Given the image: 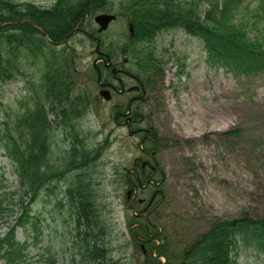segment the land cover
Here are the masks:
<instances>
[{
    "label": "rangeland",
    "instance_id": "374dc122",
    "mask_svg": "<svg viewBox=\"0 0 264 264\" xmlns=\"http://www.w3.org/2000/svg\"><path fill=\"white\" fill-rule=\"evenodd\" d=\"M13 1L49 7L55 0ZM129 1L109 0L108 10L103 13L116 19L106 31L95 34L97 26L92 19L96 14L87 16L78 32L75 30L77 34L67 41V48L75 53L77 92L82 94L83 101L90 102L72 125L84 145L100 155L85 175L93 183L100 222L106 228L103 242L109 257L119 264H145L146 259L152 264L151 258L154 264H165L167 256L171 264V256L205 233L216 220L237 219L242 214L264 218V75L245 79L211 67L197 39L175 30L158 34L148 48L147 52L151 49L162 63V78L149 82L134 60L141 47L133 48L129 43L132 30L122 15ZM261 30L264 34V27ZM95 37L99 39L98 49L104 61V67L98 65L100 74L93 71L97 61ZM111 64L114 68H110ZM107 70L126 72L129 77L121 74L120 79L127 88L136 85L133 78L141 85L136 94L139 100L131 110L143 120L133 129L151 130L158 139L153 158L159 172L153 173V179L164 181L161 192L155 195L149 221L153 230L161 231V240L144 242V252L134 235L139 233L135 228L141 222L134 214L142 210L139 203L147 202L155 188L150 184L146 190H138L133 199L127 184L129 179L133 180L132 169L140 172L144 161L153 165L145 153L152 151V145L149 139L142 141V133L129 132L126 125L115 122L117 106L124 104L125 111L127 100L111 93V100L101 98L98 77L102 82H111ZM30 79L0 88V102L5 108L13 111L16 101L27 95L24 83ZM32 81H37L36 74ZM56 134L58 152L54 157L58 160L72 141L69 137L65 141L60 132ZM11 172L10 163L0 150V173L4 174L9 191H14L16 180ZM148 172L151 171L146 169L144 173ZM146 178H142L141 184ZM62 204L55 210L47 199H41L33 207L39 215L41 235L38 242L27 243L31 263L43 264L44 251L49 249L55 264H80L75 217L69 215L67 204ZM15 212L16 208L12 221ZM11 220L5 217L0 222L1 235L12 224ZM16 238L22 242L26 237L17 230ZM148 252L152 253L151 258H147ZM232 258L236 264H264L261 255L242 246L237 247Z\"/></svg>",
    "mask_w": 264,
    "mask_h": 264
},
{
    "label": "trees",
    "instance_id": "16d2710c",
    "mask_svg": "<svg viewBox=\"0 0 264 264\" xmlns=\"http://www.w3.org/2000/svg\"><path fill=\"white\" fill-rule=\"evenodd\" d=\"M108 3L55 0L41 7L0 0V88L31 78L24 83L27 95L16 101L13 111L0 102V149L16 180L15 190L9 191L4 174L0 175V222L5 217L10 221L16 208L12 224L0 234L2 264H33L27 243L38 242L41 235L39 215L33 211L41 199L55 210L65 202L69 215L75 217L80 264H119L109 257L103 242L106 228L100 222L93 183L85 175L100 155L84 145L72 125L90 102L77 92L74 50L62 44L87 16L106 12ZM123 10L132 30L129 43L141 47L134 60L149 82L162 78V63L147 50L158 34L175 30L197 39L211 67L245 79L264 75V0H130ZM58 132L72 143L56 160ZM17 230L26 237L24 241L17 240ZM238 246L254 250L264 261V218L242 214L216 220L169 259L171 264H236L232 254ZM43 264H55L49 249L44 251Z\"/></svg>",
    "mask_w": 264,
    "mask_h": 264
},
{
    "label": "flooded vegetation",
    "instance_id": "af4514ba",
    "mask_svg": "<svg viewBox=\"0 0 264 264\" xmlns=\"http://www.w3.org/2000/svg\"><path fill=\"white\" fill-rule=\"evenodd\" d=\"M96 56H97L96 60H98V59L102 60V58H103L102 54H100L99 51L96 53ZM98 65H102L103 66L102 61H97V65H96L97 69H98ZM98 70H97V72H98V74H100V72ZM108 72H109V75L112 77L111 79L113 81L111 80V82H107V81H103L102 82L101 81V77L100 78L98 77L99 78V82L97 84H98V87H99V91L101 89H106V90L109 91V93H111V95H115L116 94L118 96V98H125L127 100V103H126V106H125V108H126L125 111H122L123 107H124V104L123 105L121 104V105L117 106V110H116V112L114 114L115 122L117 124H119V125H126L127 130L129 132H134V133L140 132V133H142L143 134V137H142V141L143 142H146L147 139L151 138L152 141L156 144L157 143L156 136L153 133V131H151V130L147 131V130H144V128L141 129L139 127H138V129H135V130L133 129L134 125H136V124L141 122V119L138 118V114L135 113V111L131 110L133 104L136 103L139 100V96H136V94H138L140 89H142L141 85L133 78V80L136 82V85L127 88V87H125L124 84H122L121 79H120L121 74H125L126 76L129 77V75L126 72L121 71V70L116 71V72L114 70H109ZM105 80H110V79L105 78ZM111 95H110V100L112 98ZM148 133H152L151 136H149ZM145 153H146V155L148 157H150L152 159L153 165L150 163V161L142 162L141 165H140L141 172H145L146 169L150 170L151 172L152 171L153 172L157 171L158 170V165H157V163L155 162V160L153 158V156L155 154V148H153L152 151L151 150H149V151L146 150ZM130 172L133 174L134 179L133 180H131V179L128 180V185H129V190L128 191H129V193L133 192L132 196H133V199H134V197L136 196L138 190L140 192H142V191L146 190L147 188H149L150 184L149 185L145 184L144 186H142L140 180L143 177V175L141 173L135 171V170H131ZM150 182H152L151 184H152V186H154L155 190L152 193V195L150 197V200H148L147 202L142 200L141 201L142 203H139L141 206L143 205L142 210H143V212L146 215H144L143 218H142L144 223L140 222L135 228L136 230L138 228L139 230L143 231L144 238L140 237V236H138L137 234L134 233V235L136 236L137 239H141V240H144V241H152V240H154L156 238L155 234L152 232V228L147 229V228H149L148 225L150 224L149 216L152 213V211L149 210V207H150L149 205H152V203L154 201V198H155V195L157 193L159 195V193L161 192L160 191L161 183L153 182L151 179H150ZM158 190H159V192H158ZM129 205H130V203H129ZM129 208H131V207L129 206ZM134 232H135V230H134Z\"/></svg>",
    "mask_w": 264,
    "mask_h": 264
},
{
    "label": "water",
    "instance_id": "95a60500",
    "mask_svg": "<svg viewBox=\"0 0 264 264\" xmlns=\"http://www.w3.org/2000/svg\"><path fill=\"white\" fill-rule=\"evenodd\" d=\"M114 19H115V17L113 15H108V14H100V15L94 17V22L99 26L97 32L100 33L102 31H104L108 27L109 23L112 22ZM100 96L104 100H109V96H108L107 91H101Z\"/></svg>",
    "mask_w": 264,
    "mask_h": 264
}]
</instances>
